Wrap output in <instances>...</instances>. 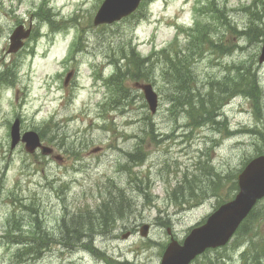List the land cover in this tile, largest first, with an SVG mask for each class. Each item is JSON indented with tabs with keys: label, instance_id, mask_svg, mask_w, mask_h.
<instances>
[{
	"label": "rangeland",
	"instance_id": "374dc122",
	"mask_svg": "<svg viewBox=\"0 0 264 264\" xmlns=\"http://www.w3.org/2000/svg\"><path fill=\"white\" fill-rule=\"evenodd\" d=\"M253 1L144 0L132 16L94 25L103 0H0V264H159L169 235L181 241L232 199L237 173L264 151V36L242 34L252 17L264 24V0ZM196 18L206 46H187L182 30ZM18 25L31 34L7 53ZM177 31L168 52L185 45L188 58L175 75L158 51ZM240 72L255 82L257 102L255 89H234L208 120L196 105ZM146 83L159 97L155 113L137 87ZM184 87L194 107L183 103ZM15 119L21 134L39 133L49 155L10 150ZM108 200L123 211L108 228L58 241L62 220L87 222ZM253 215L226 246L191 264H264V199ZM34 234L46 241L39 252ZM249 241L257 255L243 262Z\"/></svg>",
	"mask_w": 264,
	"mask_h": 264
},
{
	"label": "water",
	"instance_id": "95a60500",
	"mask_svg": "<svg viewBox=\"0 0 264 264\" xmlns=\"http://www.w3.org/2000/svg\"><path fill=\"white\" fill-rule=\"evenodd\" d=\"M140 0H105L93 18V24L110 23L130 14L137 7ZM29 30L21 26L15 28L10 35L8 52H16L22 45V39L27 37ZM264 61V44L261 47L258 62ZM149 110L154 113L157 106V97L150 84L140 86ZM10 148L19 142H24L25 148L33 152L40 146L39 137L34 131H27L19 135L18 120L10 129ZM48 152L47 148H42ZM237 193L229 202L220 205L211 213L206 222L193 228L185 237L182 244L174 239L166 245L160 264H189L206 248H215L224 245L233 235L241 221L247 216L255 202L264 196V155L250 159L237 175ZM147 225L140 229L141 236H145Z\"/></svg>",
	"mask_w": 264,
	"mask_h": 264
},
{
	"label": "trees",
	"instance_id": "16d2710c",
	"mask_svg": "<svg viewBox=\"0 0 264 264\" xmlns=\"http://www.w3.org/2000/svg\"><path fill=\"white\" fill-rule=\"evenodd\" d=\"M255 2L256 1L254 0L250 6H253ZM250 6L245 7V9L242 8V10L248 11V8ZM252 20L253 22H250V24L248 25V28L244 29V32L242 33L243 36L247 39L258 38L260 36H264V24L258 25L255 23V22H259L258 17H252ZM201 23L202 22H200L199 19L196 18L193 22V26H191L192 29L189 28V29L182 30L183 33H187V37H188L187 46L189 44L194 46L198 42L202 44V46H206L209 44L208 41L203 40L205 36V32L196 33V31L200 29L199 26ZM173 44H175V42ZM171 48H172V45L161 50L160 56H161V59H163V61L170 64V67L174 70V74L177 75V72H180V71L175 69L176 68L175 64L176 63H179V65L185 64L188 56L186 55L187 54L186 52L182 53V51H187L186 49L187 47L184 45L181 52L176 51V49L171 52H168ZM172 69L171 71L173 72ZM248 74H249L248 72H240L239 75H237L236 77L228 75L226 78L222 80L223 83H219V82L214 83L210 87V91L207 94V102L204 104L202 102L197 104L196 105L198 108L197 110L199 112H202L204 115H206L208 120L211 119L212 117L210 116L212 112L215 110L217 103L219 104L224 96L232 92H236L234 89H238L240 93H245L250 96L255 95L254 100L256 103L257 102L256 98L258 99L259 97V90L257 89L255 82H251L249 78L245 79V76L247 77ZM254 89H255V92L253 95L251 94V91H254ZM184 90L186 92L183 91L180 95L182 99L184 100L183 103L187 105L188 107L190 106L194 107V103L189 102V97H190L189 89L184 87ZM259 134L264 144V134L262 131ZM259 153H264V151H261ZM102 207L97 211V215H95L94 218H90L87 222H84L82 220V218H84L83 215L72 216L71 218H69V220H66V219L62 220L63 228L62 226L60 228V235H62V237H60L59 242H62L61 240L62 238L65 241H81L83 240L81 239V237L85 238V236L88 235L87 230H86L87 227L89 229L88 231H92V230L99 231L97 228L102 229V228H105L107 225L110 226V224L115 219H118L120 218V216L123 215V211L121 210V205L118 206V204L114 203L112 200H108L106 203L102 204ZM251 219L252 220L254 219L253 214L248 215V217L246 218L245 222L241 225L239 230H242L244 227H246V225L248 224V222L251 221ZM95 221H98V222L100 221V222L97 225L95 224ZM94 225H97V226H94ZM106 228H108V226ZM35 236L36 234H34V238L31 239V241H29L31 243L30 247H32L34 251L39 252L40 248L42 247V244L45 243L46 241H39V239L40 240L42 239V235H39V237H35ZM245 252L246 253L242 254V258L245 257L243 258V262L248 261L249 260L248 257H250L251 259L252 255H255V256L257 255V254H254V248H253L251 241H249L248 247L246 248ZM114 264H117V263H114Z\"/></svg>",
	"mask_w": 264,
	"mask_h": 264
},
{
	"label": "bare ground",
	"instance_id": "6f19581e",
	"mask_svg": "<svg viewBox=\"0 0 264 264\" xmlns=\"http://www.w3.org/2000/svg\"><path fill=\"white\" fill-rule=\"evenodd\" d=\"M61 226L63 228V225H61ZM81 239H83L85 241L86 238L81 237ZM83 240H81V241H83ZM62 241H65V240H63V238H62Z\"/></svg>",
	"mask_w": 264,
	"mask_h": 264
}]
</instances>
